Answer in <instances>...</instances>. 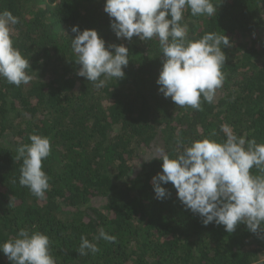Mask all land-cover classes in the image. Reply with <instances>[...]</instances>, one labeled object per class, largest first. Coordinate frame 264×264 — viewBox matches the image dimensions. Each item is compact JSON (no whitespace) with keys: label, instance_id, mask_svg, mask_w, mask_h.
<instances>
[{"label":"trees","instance_id":"trees-1","mask_svg":"<svg viewBox=\"0 0 264 264\" xmlns=\"http://www.w3.org/2000/svg\"><path fill=\"white\" fill-rule=\"evenodd\" d=\"M213 2L216 16L186 11L183 21L191 38L225 32L231 41L215 102L195 110L163 96L158 40L117 39L105 0H0V11L19 19L14 46L32 76L20 87L0 77V243L28 228L49 236L56 264H264V232L205 226L170 182L162 200L151 183L162 171L157 149L175 156L181 143L222 141V125L264 142V0ZM74 25L96 29L106 46L128 47L123 78L97 88L77 74ZM30 134L50 138L44 199L19 184L16 149ZM100 228L116 242L95 241L98 253L79 255L81 235L92 241ZM0 264H12L2 251Z\"/></svg>","mask_w":264,"mask_h":264},{"label":"clouds","instance_id":"clouds-1","mask_svg":"<svg viewBox=\"0 0 264 264\" xmlns=\"http://www.w3.org/2000/svg\"><path fill=\"white\" fill-rule=\"evenodd\" d=\"M218 4L213 0H105L104 11L117 39L130 41L136 36L141 41L158 40L164 56L156 81L159 91L176 106L202 110V100L214 103L223 85L222 67L227 57L222 49L230 47L231 41L225 32L191 38L188 24L183 21L186 11L192 16H216ZM17 23L19 19L10 11H0V77L20 87L27 85L32 76L27 71L31 68L29 58L14 46L13 28ZM71 32L75 33L71 46L81 66L79 76L97 88L112 78L125 76L128 47L115 43L106 46L96 29L81 31L74 25ZM221 130L226 139L204 137L190 144L181 143L175 156L157 149L153 158L163 163L162 171L151 181L155 197L164 199L169 193L162 185L170 182L179 201L198 214L203 225H223L232 233L243 224L254 234L264 232V142L237 135L226 124ZM29 140L16 149L15 159L22 161L19 184L36 198L44 199L50 188V177L43 168V161L51 153L50 138L30 134ZM253 167L259 174H252ZM101 239L115 243L117 237L103 228L92 241L81 235L79 255L98 253L95 241ZM0 251L12 264H56L50 238L39 230L20 228L15 236L0 243Z\"/></svg>","mask_w":264,"mask_h":264},{"label":"rangeland","instance_id":"rangeland-1","mask_svg":"<svg viewBox=\"0 0 264 264\" xmlns=\"http://www.w3.org/2000/svg\"><path fill=\"white\" fill-rule=\"evenodd\" d=\"M256 264H259V263H256Z\"/></svg>","mask_w":264,"mask_h":264}]
</instances>
